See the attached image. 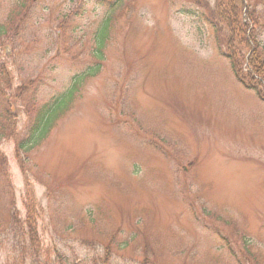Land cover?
<instances>
[{"label":"rangeland","instance_id":"1","mask_svg":"<svg viewBox=\"0 0 264 264\" xmlns=\"http://www.w3.org/2000/svg\"><path fill=\"white\" fill-rule=\"evenodd\" d=\"M31 1L0 0L20 131L23 104L101 70L26 159L0 141V264H30L34 238L35 263L264 264V103L216 50L219 2L121 0L98 60L95 32L117 0ZM241 2L264 66V0Z\"/></svg>","mask_w":264,"mask_h":264},{"label":"trees","instance_id":"2","mask_svg":"<svg viewBox=\"0 0 264 264\" xmlns=\"http://www.w3.org/2000/svg\"><path fill=\"white\" fill-rule=\"evenodd\" d=\"M120 1L121 0H117L109 7V13L96 29L94 45L95 57L98 60H101V52L108 37L111 23L109 18H112L114 11L119 8L122 2ZM217 2L219 3L215 4L213 14L220 21L210 26L213 32V40L216 50L219 53H222V56H224L229 62L232 75L236 81L245 89L254 92L257 98L264 103V66L261 65V59L256 50L260 43L255 35V19L249 17V22L253 24V29L248 30L247 16L245 13L241 15V0H229V7L226 4L224 5L225 0H217ZM228 12H230V16L233 20L232 25L226 24V21L228 20ZM239 15L240 18L237 19L236 17ZM211 16L206 18L202 17V19L208 23ZM13 20L16 21V19H9V24ZM222 29H227L226 38L221 36ZM9 30L10 29L6 31V38L9 37ZM235 40L250 52L248 56H246L240 48L233 54L229 53ZM100 70L101 65H91L82 74L79 76L77 75L72 79L71 85H73V87L69 89L65 95H59L52 101H49L46 105H41L37 109L31 108L30 110L27 105L25 106L23 104V111L27 114V126L20 131L18 113H14L13 110H10V107L14 106L12 100L10 102V98L12 99L13 96H9L11 91H13L12 78H8L9 75L0 68V141L12 140L15 145L16 153L26 159L28 153L37 149L45 142L58 121L68 112L75 92V87L84 81L85 78L96 76ZM15 101L17 102L16 98ZM153 148H155V146H153ZM4 167V163L0 164V177L4 176L2 171ZM223 241L224 246H226V251L229 253L228 255L236 261V255L232 251L230 245L225 239ZM38 242L39 240L37 238L32 239V241L30 240V251L28 254V260L31 262L30 264H46L35 263L33 261V259L37 257V252L39 250Z\"/></svg>","mask_w":264,"mask_h":264}]
</instances>
